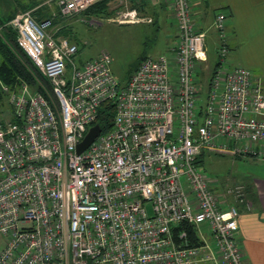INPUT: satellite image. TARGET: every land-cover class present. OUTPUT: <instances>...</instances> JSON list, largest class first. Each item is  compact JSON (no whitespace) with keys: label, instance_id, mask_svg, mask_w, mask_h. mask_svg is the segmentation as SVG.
<instances>
[{"label":"built area","instance_id":"2783aa9c","mask_svg":"<svg viewBox=\"0 0 264 264\" xmlns=\"http://www.w3.org/2000/svg\"><path fill=\"white\" fill-rule=\"evenodd\" d=\"M54 1L68 17L100 0ZM172 2L177 28L166 50L143 56L124 85L107 51L68 70L78 45L57 36L52 17L27 8L2 25L48 84L0 81V264H247L228 196L244 199L243 185L214 190L197 161L206 151L264 161L262 83L231 66L219 11L218 59L202 86L206 31L190 0ZM121 3L114 20L153 21ZM108 99L112 127L78 152ZM182 223L199 244L185 227L176 233Z\"/></svg>","mask_w":264,"mask_h":264},{"label":"rangeland","instance_id":"374dc122","mask_svg":"<svg viewBox=\"0 0 264 264\" xmlns=\"http://www.w3.org/2000/svg\"><path fill=\"white\" fill-rule=\"evenodd\" d=\"M25 2H22L23 5L19 10H25L27 8L32 9L34 12L45 10V12H47L45 15L46 17H52L53 20L54 18H62L59 8L54 0H52L51 4L48 0H30L26 3ZM190 3L192 5L191 0ZM129 4L133 7L130 0ZM14 5V0H0V34L1 32L4 34L7 33V29L2 27V25L10 17H7V15L10 14L12 10L11 7ZM90 6H88L87 9ZM104 8L105 11L100 14L93 12L87 13L86 9L80 13L68 16V18L60 19V22L57 23L59 26H65L68 28V36L64 35L63 37H71L74 42L77 41L79 47V50L71 58H68L67 69L71 70L75 65H83L87 61L99 56L101 52L107 51L112 55V69L114 70L113 72L116 78L125 84L130 73L133 71L134 65L139 63L143 56L158 55L166 50L170 33L166 34V25L164 26L156 22H139L134 24L114 20L113 18L117 16L118 12L125 8L123 3H121V0H115L114 2L107 1ZM54 12H56L55 16L52 15ZM93 18L97 19L98 23L91 22V19ZM198 21H200V19ZM8 27L16 32L13 27ZM62 28H59L58 33ZM176 28L177 26L174 18V33L176 32ZM207 45L209 59L204 63L201 71H199V80L204 87L208 86L209 74L218 59V44L215 43L213 45V42H208ZM228 45L230 46L229 42ZM232 51H234V49L231 50L228 59L232 64L231 66L234 67L239 65V63L233 58ZM234 61L238 64L234 63ZM245 66L249 67L254 75H256L255 72L258 71V69L251 65ZM43 77L42 74L38 76L42 82H44ZM0 81L4 82L1 78ZM6 100L7 99L5 98V106L7 105ZM0 103H2V101H0ZM251 160L255 163L240 158L238 160L233 159L232 161L227 155L206 151L199 156L197 165L206 173V176L210 180L211 188L221 191L233 186V179L240 180L247 173L260 172L264 169V167L256 165H264V161L259 159ZM148 206L150 208L151 205Z\"/></svg>","mask_w":264,"mask_h":264},{"label":"crops","instance_id":"0c3cea01","mask_svg":"<svg viewBox=\"0 0 264 264\" xmlns=\"http://www.w3.org/2000/svg\"><path fill=\"white\" fill-rule=\"evenodd\" d=\"M25 1L30 0H14L15 5L11 7L12 10L7 17L10 16L11 18L19 11L23 5L22 2ZM109 1L114 2L115 0ZM191 1L197 25L206 31L207 44L208 42H213V45L217 43L218 32L214 27L215 15L219 11H224L227 14V39L230 44V49H234L232 51L233 58L236 59L239 65H251L258 69L255 73L260 78L262 90H264V0ZM130 2L138 10L140 15L153 18L152 22L147 23L156 22L164 26L166 25L167 28L165 31L166 34L170 33L169 37L174 32L172 0H130ZM65 18L68 17L62 16L60 19ZM60 19L54 18V25H57ZM199 19L200 21H198ZM130 23L136 24L139 22ZM60 27L62 28L64 26ZM57 36L62 37L64 35L58 33ZM236 61L234 63L238 64ZM227 156L232 161L233 159L238 160L239 158L247 161L255 159L251 157ZM256 165L264 167L263 164ZM233 182V186L238 184L243 185L244 191V199L242 200L234 198L230 193L228 196L229 200L239 210V237L242 243L245 262L247 264H264V169L260 172L247 173L240 180L233 179ZM224 191L221 190L219 192ZM247 203L250 205V208L247 206Z\"/></svg>","mask_w":264,"mask_h":264},{"label":"trees","instance_id":"16d2710c","mask_svg":"<svg viewBox=\"0 0 264 264\" xmlns=\"http://www.w3.org/2000/svg\"><path fill=\"white\" fill-rule=\"evenodd\" d=\"M108 0H101L93 5H91L86 12L87 13H103L105 11V6ZM29 6V5H27ZM26 7V6H25ZM47 12L42 10L40 12H34L37 20H41L46 17ZM10 18V17H9ZM8 18V19H9ZM7 33L0 34V78L10 87L19 84L22 80L29 83L30 87L33 89H38L36 81L39 79L38 76L41 72L32 63L30 58L19 48L16 42V32L10 28L5 27ZM67 29L65 26L60 30V35L68 36ZM71 42L74 40L68 37ZM77 43V41L75 42ZM79 50V47H78ZM138 63L134 65L133 70L137 67ZM114 71V70H113ZM132 73V72H131ZM130 73V74H131ZM44 83L48 84V80L43 77ZM121 85H124L122 81H119ZM5 98H7L5 92L0 87V108L5 106ZM4 101V102H3ZM115 112V102L112 99H108L101 103L98 108V116L96 123L101 126L102 132L110 129L112 127V117ZM185 227L188 229L190 241L194 244H199L201 241L197 237V232L193 225H185V223L180 224L175 227L176 233L179 229Z\"/></svg>","mask_w":264,"mask_h":264},{"label":"water","instance_id":"95a60500","mask_svg":"<svg viewBox=\"0 0 264 264\" xmlns=\"http://www.w3.org/2000/svg\"><path fill=\"white\" fill-rule=\"evenodd\" d=\"M101 132V126L96 123L92 125L83 139L78 143L77 150L78 152L83 151L86 147L89 146V144L95 139V137Z\"/></svg>","mask_w":264,"mask_h":264}]
</instances>
